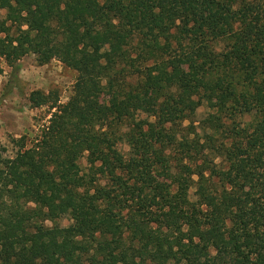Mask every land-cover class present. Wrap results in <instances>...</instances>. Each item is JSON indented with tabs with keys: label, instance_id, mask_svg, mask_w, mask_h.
I'll return each mask as SVG.
<instances>
[{
	"label": "trees",
	"instance_id": "1",
	"mask_svg": "<svg viewBox=\"0 0 264 264\" xmlns=\"http://www.w3.org/2000/svg\"><path fill=\"white\" fill-rule=\"evenodd\" d=\"M0 10L7 93L29 55L77 73L65 105L30 94L46 127L0 142V264H264V0Z\"/></svg>",
	"mask_w": 264,
	"mask_h": 264
},
{
	"label": "rangeland",
	"instance_id": "2",
	"mask_svg": "<svg viewBox=\"0 0 264 264\" xmlns=\"http://www.w3.org/2000/svg\"><path fill=\"white\" fill-rule=\"evenodd\" d=\"M6 17V11L0 10V19ZM20 70L16 73L18 82L10 93L7 91L8 82L13 70L5 61L0 60V68L4 71L0 80V142L10 147V139L22 136L33 137L40 129L48 125L50 110L45 108H32L28 102L34 91L45 94L57 93L60 105H65L72 94L77 80V73L66 67L59 60L53 59L47 65H39L35 56L24 57L20 63ZM208 110L204 107L198 113V120L207 116ZM86 166V160H82ZM70 221L63 219L60 225L69 226Z\"/></svg>",
	"mask_w": 264,
	"mask_h": 264
}]
</instances>
